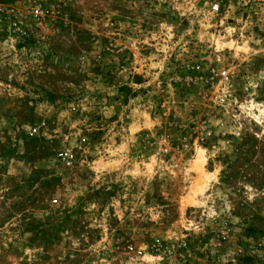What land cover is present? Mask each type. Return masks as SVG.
<instances>
[{
  "label": "rangeland",
  "instance_id": "1",
  "mask_svg": "<svg viewBox=\"0 0 264 264\" xmlns=\"http://www.w3.org/2000/svg\"><path fill=\"white\" fill-rule=\"evenodd\" d=\"M0 264H264V0H0Z\"/></svg>",
  "mask_w": 264,
  "mask_h": 264
},
{
  "label": "built area",
  "instance_id": "2",
  "mask_svg": "<svg viewBox=\"0 0 264 264\" xmlns=\"http://www.w3.org/2000/svg\"><path fill=\"white\" fill-rule=\"evenodd\" d=\"M61 157L63 158V160L65 161V163L69 166L72 164V161L74 159L73 155L71 153H64L61 154Z\"/></svg>",
  "mask_w": 264,
  "mask_h": 264
}]
</instances>
